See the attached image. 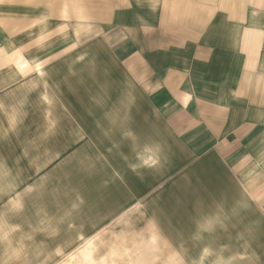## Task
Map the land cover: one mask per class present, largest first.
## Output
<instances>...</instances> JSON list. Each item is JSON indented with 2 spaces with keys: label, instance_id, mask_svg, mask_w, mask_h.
<instances>
[{
  "label": "rangeland",
  "instance_id": "obj_1",
  "mask_svg": "<svg viewBox=\"0 0 264 264\" xmlns=\"http://www.w3.org/2000/svg\"><path fill=\"white\" fill-rule=\"evenodd\" d=\"M124 16L117 22L101 0H0V233L19 238L6 262L26 264L37 255L29 244L50 253L52 239L80 249L78 231L66 241L71 222L86 217L105 223L83 231L96 249L122 227L142 225L187 243L176 246L179 255L156 252L150 264H264L254 246L246 262L231 256L237 247L215 246V231L230 229L244 207L258 221L264 197H215V151L175 148L179 137L154 99L162 87L141 68L164 56L148 46L141 13ZM190 227L206 229L189 241ZM48 255L40 254L44 263ZM110 255L101 264H118Z\"/></svg>",
  "mask_w": 264,
  "mask_h": 264
},
{
  "label": "crops",
  "instance_id": "obj_2",
  "mask_svg": "<svg viewBox=\"0 0 264 264\" xmlns=\"http://www.w3.org/2000/svg\"><path fill=\"white\" fill-rule=\"evenodd\" d=\"M101 3L115 9L117 22L127 21L125 14L141 13L148 23L147 44L154 47L153 53L164 56L156 67L140 65L142 70L148 65L147 73L155 81L152 84L162 87L154 94L157 113L169 117L165 123L170 125L167 132L179 137L175 148L215 151V197H244L249 202L253 197H264V0H101ZM139 49V53H145ZM167 146L172 149V142ZM252 210L251 206L244 207V217L233 222L230 229L215 231V246L237 247L231 256L237 255L243 262L257 254L251 246L256 247L260 256L264 252V207H254L259 214L255 222L248 217ZM71 223L75 228H71L72 237L66 242L77 238L78 231V242L85 240L80 249H71L69 245L63 249L52 239L50 254L43 245L29 244L37 255L26 258L24 263L101 264L110 259V253H115L118 264L129 263L130 259L133 264H150L152 257L161 253L165 256V251L169 256L182 254L176 246L187 244L173 243L177 241L166 229L156 234L147 225L137 229L120 226L119 235L108 237L96 249L97 238L92 240L83 231L100 229L105 223L94 226L86 217ZM191 228L185 231L194 233L189 241L200 239L198 231L206 229ZM3 234L0 233V264H11L6 261L10 262L9 255L17 248L14 245L19 238L15 232L13 236ZM66 242L63 244L67 245ZM129 245L131 250L127 248ZM240 245L244 251L239 250ZM41 253L49 254L46 263ZM55 254L59 258L50 257ZM215 257L223 261L220 253H215ZM57 259L60 261L52 263Z\"/></svg>",
  "mask_w": 264,
  "mask_h": 264
}]
</instances>
